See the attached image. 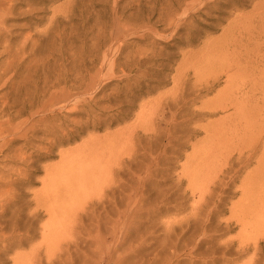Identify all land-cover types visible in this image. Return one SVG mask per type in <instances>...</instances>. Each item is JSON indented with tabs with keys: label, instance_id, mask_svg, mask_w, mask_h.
Wrapping results in <instances>:
<instances>
[{
	"label": "rangeland",
	"instance_id": "rangeland-1",
	"mask_svg": "<svg viewBox=\"0 0 264 264\" xmlns=\"http://www.w3.org/2000/svg\"><path fill=\"white\" fill-rule=\"evenodd\" d=\"M0 264H264V0H0Z\"/></svg>",
	"mask_w": 264,
	"mask_h": 264
},
{
	"label": "bare ground",
	"instance_id": "bare-ground-1",
	"mask_svg": "<svg viewBox=\"0 0 264 264\" xmlns=\"http://www.w3.org/2000/svg\"><path fill=\"white\" fill-rule=\"evenodd\" d=\"M247 82V84H248V81H246ZM246 82H244V83H246ZM251 84H254L255 85V83L253 82V83H251Z\"/></svg>",
	"mask_w": 264,
	"mask_h": 264
}]
</instances>
